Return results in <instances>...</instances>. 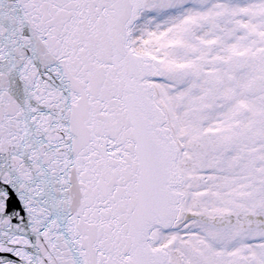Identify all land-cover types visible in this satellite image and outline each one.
Listing matches in <instances>:
<instances>
[{
  "label": "snow or ice",
  "instance_id": "snow-or-ice-1",
  "mask_svg": "<svg viewBox=\"0 0 264 264\" xmlns=\"http://www.w3.org/2000/svg\"><path fill=\"white\" fill-rule=\"evenodd\" d=\"M0 264H264V0H0Z\"/></svg>",
  "mask_w": 264,
  "mask_h": 264
}]
</instances>
